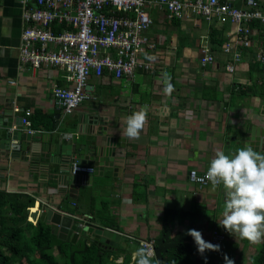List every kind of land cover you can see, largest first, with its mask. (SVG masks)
Here are the masks:
<instances>
[{
	"label": "crops",
	"instance_id": "obj_1",
	"mask_svg": "<svg viewBox=\"0 0 264 264\" xmlns=\"http://www.w3.org/2000/svg\"><path fill=\"white\" fill-rule=\"evenodd\" d=\"M244 3L236 0L237 6ZM146 11L152 25L145 35L153 47L142 60L151 69H137L133 76L118 79L108 72L90 75L86 99L65 113L63 105L56 109L52 90L67 85L66 73L56 67L32 69L20 63L21 0H0V191L34 199L28 209L32 224L40 220H34L31 213L45 205L114 230L120 234L117 247L122 244L131 249L132 260L139 242H153L159 235L167 212L173 216L172 235L195 229L210 242L211 232L217 230L225 237L220 249L233 248L239 264H257L264 242L252 244L218 224L225 200L222 186L215 190L211 183L199 186L188 180V173L206 172L217 150L232 149L234 138H245L251 130L257 139L252 147L264 146V86L258 87L264 84V73H258L255 66H264L256 58L264 50V40L254 35L251 46L239 50L241 61L229 74L225 67L231 56L222 48L229 38L234 40L232 26L198 18L169 20L163 7L151 6ZM219 42L218 49H213ZM202 49L213 55L212 64L201 65ZM163 72L171 76L170 94L164 91ZM254 84L257 90L252 89ZM140 109H146L147 122L139 139H127L123 136L125 117ZM26 110L32 112L30 130L41 134L36 155L11 148L15 143L11 133L27 131L21 122ZM81 116L101 120V125L77 132ZM62 133L75 134V143L88 147H107V139L114 140L109 156L112 167L96 171L88 185H78L74 204L66 200L67 191L59 189L60 166L74 165V157L56 150L54 142L47 148L50 138ZM91 209L97 220L91 221ZM189 243L197 250L194 239ZM222 255L221 250H206L203 255L198 252L194 261L218 264Z\"/></svg>",
	"mask_w": 264,
	"mask_h": 264
},
{
	"label": "built area",
	"instance_id": "obj_2",
	"mask_svg": "<svg viewBox=\"0 0 264 264\" xmlns=\"http://www.w3.org/2000/svg\"><path fill=\"white\" fill-rule=\"evenodd\" d=\"M21 0L24 29L20 36L19 61L32 69L56 67L66 73V86H54L52 96L62 100L70 113L86 99L85 86L90 75L104 72L115 78L131 77L137 69L149 70L142 60L153 47L145 32L152 25L146 9H166L169 20L189 21L195 18L232 26L234 40L229 38L223 52L231 56L226 72L232 74L241 61L239 50L251 46L254 35L264 40V0ZM256 24V26H255ZM236 47V48H235ZM236 50H235V49ZM201 65L214 62L208 49H202ZM257 60L264 64V50ZM32 112L21 119L33 133ZM91 173L86 166L72 165L71 173ZM188 180L199 186L210 184L206 172L190 170ZM224 235L213 230L211 243L221 245ZM153 250V242H139Z\"/></svg>",
	"mask_w": 264,
	"mask_h": 264
},
{
	"label": "trees",
	"instance_id": "obj_3",
	"mask_svg": "<svg viewBox=\"0 0 264 264\" xmlns=\"http://www.w3.org/2000/svg\"><path fill=\"white\" fill-rule=\"evenodd\" d=\"M219 45L220 42L213 49ZM255 66L258 73H264V66ZM256 87L254 84L252 89L257 90ZM33 205L34 199L29 196L0 191V264H135L133 251L128 247L99 246L86 239L75 243L61 241L43 222L28 221V209ZM91 214V221L99 218L93 209ZM179 214L187 216L186 212ZM172 217L167 212L164 214L159 235L153 240L155 258L162 264H197L194 260L198 251L189 243L193 238L186 234L188 230L171 234ZM119 257L122 261L116 263ZM256 262L264 264V247L257 254Z\"/></svg>",
	"mask_w": 264,
	"mask_h": 264
},
{
	"label": "clouds",
	"instance_id": "obj_4",
	"mask_svg": "<svg viewBox=\"0 0 264 264\" xmlns=\"http://www.w3.org/2000/svg\"><path fill=\"white\" fill-rule=\"evenodd\" d=\"M161 78L165 93L170 94L173 91L170 74L163 72ZM146 122V109L133 111L125 117L123 136L139 139ZM206 179L213 190L222 186L225 192L219 226L252 244L264 242V154L247 145L227 154L217 150L207 168ZM186 234L194 239L201 255L206 250H220L219 245L206 242L200 231L190 229ZM133 257L135 264H162L155 258L154 250L145 246L137 248ZM224 260L225 264H234L227 255Z\"/></svg>",
	"mask_w": 264,
	"mask_h": 264
},
{
	"label": "water",
	"instance_id": "obj_5",
	"mask_svg": "<svg viewBox=\"0 0 264 264\" xmlns=\"http://www.w3.org/2000/svg\"><path fill=\"white\" fill-rule=\"evenodd\" d=\"M55 106L56 109H60L62 107V100L57 99ZM97 125H101V120H97L90 116H81L76 122L77 132L79 128L82 129L83 127V130H87ZM17 126H21V123ZM253 132L254 130H251L250 134L245 138L240 135L234 138L232 149L225 150L226 154L245 145L252 147V142L257 140L254 138ZM11 140L15 141V143L11 144L12 151H23L24 153L31 151V155H36L37 144L40 143L42 139L39 133L14 130L11 133ZM53 142L55 143L56 150L64 152L67 156L74 157L73 162L77 166H86L92 169L91 173L75 172L71 174L70 169L72 170V166H70V164L60 166L59 172L61 176L59 177V184L61 186L59 189L64 193L67 191L66 200L68 203L74 204L78 185H88L90 183L89 177H91L92 174H95L96 171H102L104 168L112 167V161L109 156L113 152L112 145L114 140L108 138L106 141L107 147H99V145L88 147L86 145H77L75 143V134L62 133L57 134L56 139L51 137L49 144H47V148L52 147ZM260 146V149L255 148L256 145L252 148L264 154L263 143ZM65 162L69 161L66 160ZM65 162L63 161V163ZM31 216L34 220L36 217H39L40 221H45L50 225L51 232L54 235L61 240L70 241L71 243H75L77 238H81L82 240L89 239L99 246L117 247V243L120 239V234L116 233L114 230L102 228L87 220L73 219L59 209L53 210L45 205H42L41 209L32 212Z\"/></svg>",
	"mask_w": 264,
	"mask_h": 264
},
{
	"label": "rangeland",
	"instance_id": "obj_6",
	"mask_svg": "<svg viewBox=\"0 0 264 264\" xmlns=\"http://www.w3.org/2000/svg\"><path fill=\"white\" fill-rule=\"evenodd\" d=\"M121 246H123L121 244ZM230 246L226 245L225 247H222L220 250L221 252H224V255H222V257H220V261L218 262V264H225V260H224V256L227 255V257L229 259H231L232 261H234V264H239V260L236 256H238L236 253H235V250L232 248H229ZM220 250L218 252H220ZM223 258V259H222ZM118 261H116L117 263ZM120 263V261L118 262ZM252 264H254V262H252Z\"/></svg>",
	"mask_w": 264,
	"mask_h": 264
}]
</instances>
